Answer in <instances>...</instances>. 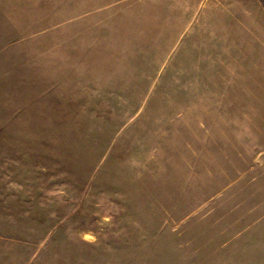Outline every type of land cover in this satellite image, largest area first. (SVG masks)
<instances>
[{"label": "rangeland", "instance_id": "rangeland-1", "mask_svg": "<svg viewBox=\"0 0 264 264\" xmlns=\"http://www.w3.org/2000/svg\"><path fill=\"white\" fill-rule=\"evenodd\" d=\"M262 43L264 0H0L3 235L97 238L92 264H264ZM222 48L247 55L232 91Z\"/></svg>", "mask_w": 264, "mask_h": 264}, {"label": "crops", "instance_id": "crops-1", "mask_svg": "<svg viewBox=\"0 0 264 264\" xmlns=\"http://www.w3.org/2000/svg\"><path fill=\"white\" fill-rule=\"evenodd\" d=\"M204 9V8H202ZM235 26L241 28L242 24L239 21H233L232 22ZM230 36V35H229ZM220 41L227 42L229 41L231 45L233 46H239V44L242 43L240 38L234 37H219ZM239 40V41H238ZM247 45H253L256 43L251 40L246 41ZM262 45H264L262 43ZM222 52H217L216 54L213 53L210 58H207L208 61L210 59V66L216 67L218 72L221 74L223 78L226 80L232 81L233 85L229 84V90L232 91L235 87L234 82L239 81V79L242 77L240 72L243 70V67L241 65L242 62L245 61V58H242L237 55H243L247 57V55L244 54H232L230 52V48H222ZM261 69V72L256 74L257 78H254V73L252 74L250 71V94L252 99V94L254 97V94L258 93V90L254 88V85L256 88H259V91L261 93H264V62L260 61L256 66H253L254 72L258 69ZM252 102V100L250 101ZM0 201L2 199L0 198ZM2 213L0 212V217ZM56 230L54 236L52 237L51 241L50 238L53 235L54 231ZM65 230L62 228L54 229L51 232V235L47 241V243L40 244L38 246H33L28 239H25L26 237H20L16 235L15 233H12L10 235H3L2 225L0 222V264H12L11 263V256L13 255V260L16 262L17 258L19 256L23 257L24 255H27L29 253V257L26 258L22 264H67V261L65 260L64 253L68 249L69 251H72L73 253H78L80 258L78 260V263L73 262V264H81L84 259H88L90 261V264H92V260L96 256V252H98V244L97 238L92 242L90 241H84L79 239L78 237L74 238L73 241L75 242L74 245H66L62 238L65 235ZM65 246V248H64ZM64 248V249H63ZM105 248V247H103ZM31 249V252L29 251ZM28 251V252H26ZM95 252V256H93V253ZM70 264V263H68ZM94 264V263H93Z\"/></svg>", "mask_w": 264, "mask_h": 264}]
</instances>
